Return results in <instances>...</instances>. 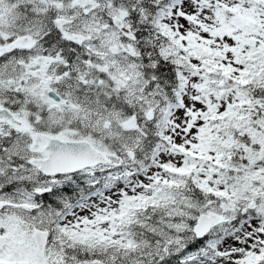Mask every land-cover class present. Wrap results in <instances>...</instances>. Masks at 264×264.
<instances>
[{
    "label": "snow or ice",
    "instance_id": "obj_1",
    "mask_svg": "<svg viewBox=\"0 0 264 264\" xmlns=\"http://www.w3.org/2000/svg\"><path fill=\"white\" fill-rule=\"evenodd\" d=\"M0 264H264V0H0Z\"/></svg>",
    "mask_w": 264,
    "mask_h": 264
}]
</instances>
